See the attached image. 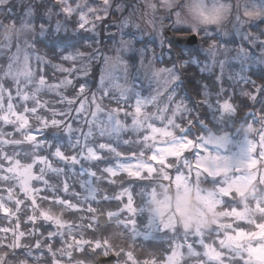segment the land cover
I'll return each instance as SVG.
<instances>
[{"label": "rangeland", "instance_id": "obj_1", "mask_svg": "<svg viewBox=\"0 0 264 264\" xmlns=\"http://www.w3.org/2000/svg\"><path fill=\"white\" fill-rule=\"evenodd\" d=\"M9 3L0 8V68L5 63V69H7L9 63L12 62L13 57H18L21 61L20 70L23 72L25 67L30 70L32 74L33 84L29 85L28 88H25L23 85V76L21 79V92H26L29 96V99L25 101L23 95H17L15 86L12 87V97L11 103L13 105V111L17 116L23 115L28 120V124L25 126L24 131L28 134L35 133L37 135V141L45 140L41 138V135L45 134L44 128L42 131L38 132L37 130L41 127V121L37 117H41L48 120V127L51 125V112L47 115L40 113L39 110H48V105L54 102L56 98V104H60L61 97L65 99L73 98L79 88H75L76 79L84 80L90 76L92 63L93 61H101V73L99 84L97 88L88 91L86 86L85 95L90 96L92 93H96L97 97L101 95L99 89L101 85V77L104 78V84H108L110 80H113L117 85L116 88L112 90L110 95L119 96L122 90H127V98L129 104H134L136 99H155L157 89L167 83V87L163 94L158 98L160 100H165L168 92L175 98L176 103H183L184 110L183 114L178 113L177 123H181L185 126V115L187 116L192 110L191 106L185 100V97L180 95L178 81L179 73L177 66L170 63V60L173 59L172 47L169 43L165 42L164 32L166 30L167 23L171 29L184 28L189 29L192 33L201 34L208 42V45L202 48H198V55L193 56L189 61H184L181 65H187L188 63H193L198 66L201 72L206 74H217L216 83L218 87L214 90H208L206 93L207 99L205 100V105L208 106L212 120L216 125L222 126L220 129H226L234 125L235 122V106L231 102L232 96L237 92L239 95L247 96L251 101H260L261 104L264 103V86L259 84L252 77L253 71H258L264 69V0H233L234 4H237V8L234 13L233 20L231 24L225 31H219L215 28L210 30L208 29H199L195 30L191 26L183 23L178 18V13L173 12L172 10H165L160 7L162 0H139L136 4L130 6L124 5L121 1L110 0L112 7L109 9L107 16L101 20H95L91 15H88V19L91 22L85 26V29L79 27V16L76 13L72 15L66 14L63 9V4L61 0H55L58 2L57 8L55 9L54 5H51L44 14V23L37 22L35 7L34 5L28 4L30 0H16L15 3L11 5ZM81 0H67V3L71 4L75 8L77 3H80ZM157 4L155 10L149 7V4ZM85 5L84 11L87 12V6L99 9L102 5V0H83ZM254 12L255 14L251 17H246L243 15L244 10ZM195 11V9H193ZM111 12L117 13L118 20L106 22L104 21L110 16ZM101 15H103L101 13ZM55 19L53 32L57 34L62 32L66 34L67 31H71L75 34L79 32L89 33L90 36L96 38L95 44H92L87 38L85 39V44L87 50L80 48L71 47L72 43L68 44L70 46V51L65 56H72L75 59L67 60L66 65H58L59 71L64 73L65 76L60 79H48L49 77L45 75V66L38 65V56L36 53L31 51V47H34L33 35L34 33L39 34L44 37L48 34L50 22ZM128 21L125 23V21ZM92 24H95V27H92ZM131 31V32H130ZM104 32L106 35L105 42L108 43V46L104 47L101 43V34ZM130 32V33H129ZM137 40L148 41L146 48H143L141 45H137ZM150 42V43H149ZM185 52V50H184ZM188 55V50L186 51ZM27 57L26 65L24 63V58ZM107 58V60H106ZM159 61V64L157 63ZM44 62H42L43 64ZM125 65L127 68L125 69ZM180 65V64H179ZM40 68V72L38 69ZM61 69H64L62 71ZM75 69V71H71ZM4 71L0 75V80H3L5 85V98L3 101V107L0 108V115L8 114V99L7 92L8 88L11 85V79L4 78ZM13 74H15V67L13 69ZM40 78L45 80L44 85H38ZM70 81L69 84H63L64 81ZM10 83V84H8ZM55 86V87H53ZM255 95V97H253ZM35 97V100L33 99ZM50 97H52L50 99ZM38 101V103H37ZM225 102L231 103L233 105V110L226 112L223 109V104ZM79 101H76L72 105L73 108L77 107ZM37 108L36 113H32L30 109L32 107ZM47 106V108H45ZM102 112L98 113L99 116L103 117V114L107 111L124 108L126 111H132L133 108L128 105H118L114 100L105 99L101 102ZM68 106L64 110L67 109ZM175 107V105H172ZM28 108V112H24L23 109ZM262 108V107H261ZM51 109V108H50ZM62 110V108H60ZM55 109V110H60ZM52 111V109H51ZM90 111H95V107H91ZM143 111V109H142ZM148 111H152L151 106L148 107ZM121 119L123 120V113L120 114ZM10 118H14L11 117ZM61 119V117H56ZM91 119V116H89ZM130 122V120H129ZM250 125L253 127H250ZM12 127V130L9 129ZM62 127V126H61ZM0 128L6 133H12V136H5L4 139H22L19 132H16L14 127L11 125L4 124L3 121H0ZM73 131L69 133L66 129L62 127L65 137L64 140H60L57 147L52 151L59 148L65 156L66 150L68 148L75 149L78 143V136L80 133L75 131V129H83L84 132H87L88 126L83 123L72 122ZM260 128V122L258 118L251 117L249 121L244 125L240 132L230 133L228 131H223L221 133L210 132L209 134L201 135V138L197 141L203 140L206 147L204 152H210L213 158L218 157L219 159L215 161L219 165L218 168L213 167L211 169L207 168V165H201L202 168H205V171L208 172L207 175H201V178L198 182L192 183L191 181L185 180L182 176L175 177L176 173H172V170L169 169L170 180L165 179L162 175H153L150 179H140L144 180L146 183L147 190H142V196L140 198L139 205L136 207L134 205L135 200L133 196L129 193L126 195V203L123 206V209L127 211L125 205H127L129 197H131V206L135 209L134 213L127 211V214H123L122 211L119 213H112L111 218L119 221H125L128 216L135 220V227L133 228L134 234L138 237L143 235L145 238L159 237L162 234V239L169 238L172 241V245L169 246V253L171 249L175 247L176 243L179 241L174 240V233L170 229H164L162 223L153 222L149 219L147 214L143 210V205L147 199L149 191L154 187V180L158 179L165 182L173 183L177 189L183 188L184 192L191 193L196 192V195L201 199V202L208 208L209 212L214 217H219V223H232V218H223L224 216H235L239 220H251L252 224H257L259 227L258 231H241L235 236L231 237L229 243H238L244 242L247 243L250 240H261L264 239V209L257 211L254 206V199L260 197L264 199V192H260L255 183V177L253 179L245 182H234L230 188L235 190L238 194V200L232 202L234 206L238 205L239 211H233L231 213L226 211H217L216 202L209 196L207 193L211 190L218 188L219 186L225 184L227 181L232 179L236 173L235 169H242L246 165L251 156V148L254 143H256L258 137L257 132ZM185 129V127H184ZM184 131L178 133V137L185 136ZM140 130L138 128L132 127L129 125L122 132H117L116 134H109L103 139L89 140V146L95 149V145L100 142L108 143L110 146L115 148L119 144H130L140 143L139 141ZM115 138V139H114ZM46 141V140H45ZM81 139V143H83ZM49 146L52 144L48 142ZM1 146V145H0ZM4 147H10L11 154L16 151L20 152L22 156L23 151L27 150L30 154H34L33 158L36 156H45L42 153L45 150H34L33 142L25 141L23 144L18 146L12 145H2ZM144 149H140L139 152H149L150 147L145 143L143 144ZM164 145H158V147H163ZM3 147V150L7 152ZM187 145H183L180 148L170 147L165 149V155H162L159 160L163 161L166 155H177L182 152ZM47 150V149H46ZM80 151V150H79ZM191 151H193L191 155ZM259 148H257V152ZM190 152V153H189ZM105 153L111 154L110 157H113V161L118 159L115 163L109 164L102 169L108 167L114 168L116 174H127L129 176H139L140 173L135 172V168L129 170L128 172L120 171L119 166H127L130 163V156H118L117 158L114 155V152L109 151H98V155H103ZM40 154V155H39ZM138 154V153H137ZM79 159L77 152L74 153ZM151 153H146L145 158L150 159ZM47 156V155H46ZM254 158H257V168L264 171V167L261 166V161L257 157V154L253 153ZM53 157V156H52ZM17 158V157H16ZM155 158V157H153ZM53 159L60 160L58 157H53ZM173 159V157H167L166 160ZM202 152L193 150L191 147L186 149L182 153V158H179L177 163L183 164L184 167H192L197 163H200L203 160H207ZM133 162H136V158L132 157ZM61 161V160H60ZM98 161V160H97ZM91 162L86 160H81L80 165L70 164L71 171H80L78 178L79 185L82 188H95L92 183V175L88 169H86L83 164ZM22 164L24 162H21ZM52 166L57 168L58 166L54 163V160H51ZM153 166H157V162H152ZM41 165H34V173ZM62 170L65 167H58ZM174 169V168H173ZM227 169L225 175L212 176V172L219 174L220 171ZM146 170L150 173H154L156 170L151 168V166H146ZM171 170V171H170ZM175 170V169H174ZM184 168H181L180 171L183 172ZM48 174H54L53 172H46L45 179H47ZM56 174V173H55ZM60 174V173H59ZM103 174H108V176L113 177L112 173L103 172ZM144 175V173H141ZM87 175L89 177H87ZM91 177V178H90ZM217 179L215 185L212 187L204 186V182L208 178ZM136 178V177H135ZM139 179V178H138ZM8 183H15L14 187V198H20L22 203L17 206L14 202L8 201V193L5 190ZM19 182H3L0 181V196H3V202L5 207H8L11 211L5 213L2 208H0L1 215L9 216L11 221V226H0V237L11 238L12 232H24V237H17V240L20 239L22 242L23 239L33 238L35 235L29 236L28 232L32 231L34 223L40 225L42 219V213L40 203L38 199L42 197V192L36 193L33 192V196L37 199V212L41 215L35 221L29 220V215L33 214L32 208L28 206V200L23 196V189L18 186ZM264 186V184H259ZM28 187L31 189L40 188L42 191L45 188L44 184L35 179H31L28 182ZM201 192H204L205 195L201 196ZM260 192V194H258ZM123 198V195L118 197L119 200ZM18 207V211H16ZM125 217H123V216ZM57 217V216H56ZM222 217V218H221ZM60 219V218H59ZM63 227L60 229L66 234V224L61 220ZM97 222V217L95 218ZM110 222V221H109ZM142 222H144L145 232L141 229ZM244 222L237 221L236 223ZM47 223V222H46ZM146 223V224H145ZM246 223V222H245ZM18 224V228H17ZM53 227H56L54 223H51ZM28 225L30 227H28ZM233 223V227H235ZM132 226L130 225V228ZM139 227V228H138ZM143 227V225H142ZM251 229V224L248 226ZM9 229L7 234L3 233V229ZM53 231V230H51ZM43 234V229L39 227L38 234ZM176 233L182 234L181 229L176 226ZM211 233V232H210ZM205 233V239L209 237ZM22 235V234H21ZM135 236V237H136ZM36 237V236H35ZM45 238V235H42V238L39 240L36 238V241L40 242V248H35L33 244L32 254L33 257L37 260L41 259L42 264H55L58 261V264H74L70 263V256L67 254L68 243L72 244L75 240L70 238L68 241L65 239L62 241L59 236L51 237L50 239H60L61 244L57 247L60 248L59 251L55 252L56 248H51L52 252L55 253V256L48 251V247H44L42 240ZM210 238V237H209ZM32 242V241H31ZM79 243V241H76ZM207 242V241H206ZM30 243V242H28ZM29 245V244H27ZM197 250H200L197 248ZM183 252L184 249H181ZM166 255V256H167ZM165 256V257H166ZM156 259V260H155ZM155 264H166L165 258L163 260H158V257L155 256L153 259ZM152 261V262H153ZM186 259H182L180 264H185ZM247 264H264V245H255L251 247L249 255L246 257ZM0 264H3V258L0 254ZM95 264V261L93 262Z\"/></svg>", "mask_w": 264, "mask_h": 264}, {"label": "snow or ice", "instance_id": "obj_2", "mask_svg": "<svg viewBox=\"0 0 264 264\" xmlns=\"http://www.w3.org/2000/svg\"><path fill=\"white\" fill-rule=\"evenodd\" d=\"M9 3V0H0V8L6 6ZM63 6V11L69 16L73 13H76L79 16V27L85 29V26L91 22L88 19V15H91L95 20H101L107 16L109 9L112 7L110 0H102V5L99 9L87 6V12L84 11L85 5L83 0L80 3H77L75 8L71 4L67 3V0H61ZM167 5V7H165ZM149 7L153 10L157 8V4H149ZM165 10H172L171 5L167 4V0H162L160 4ZM174 12V11H173ZM101 13L103 15H101ZM200 14L204 16L205 19H208V16L200 10ZM255 13L251 11L244 10L243 15L246 17H251ZM128 21L126 20L125 23ZM92 27H95V24H92ZM65 60H72L75 57L65 56ZM107 60V58H106ZM27 57L24 58V63L26 65ZM21 61L18 57H13L12 62L9 63L7 69L4 71V78L11 79L12 83L8 88L7 99L9 101L7 111L8 114L0 115V121H3L6 125H11L14 127L16 132H19L22 139H4L5 136H12V133H6L3 128H0V145H12L18 146L23 144L25 141L33 142L34 150H46L49 149V143L45 140L37 141V135L35 133L28 134L24 131L25 126L28 124V120L23 115L17 116L13 111V105L11 103L12 97V87L15 86L17 95H23V99L27 101L29 96L26 92H21V79L23 76V85L25 88H28L29 85L33 84L32 74L30 70L25 67L23 72L20 70ZM15 67V74H13V69ZM127 66L125 65V69ZM64 71V69H61ZM71 71H75L72 69ZM70 81H64L63 84H69ZM45 80L40 78L38 85H44ZM102 87L99 89L101 95L97 97L96 93H92L90 96L85 95L86 85L82 84L79 88L77 94L71 99H65L61 97L60 103L66 104L68 107L66 110H55L51 112V125L55 127H63L69 133L73 131L72 122L83 123L88 126L87 132H84L83 129H75V131L80 133L78 136L77 148L80 149L78 155L65 156V154L59 149L54 150V154H50L53 157L60 158L63 162H68L73 165H80L81 160L86 161H97L103 159V155H98V151H109L116 153L117 156H120V153L117 152L114 146H110L108 143L100 142L95 145V149L89 146V140H95L97 138L103 139L109 134H116L117 132H122L124 129L131 125L132 127L138 128L140 130L139 141L142 144H147L150 147L149 152H139L132 153L130 157V163L127 166H119L120 171L128 172L135 168V172L140 173L139 176H132L139 179H150L151 176L162 175L165 179L170 180L169 169H175V177L182 176L185 180L196 183L200 180L201 175H207L208 172L205 171V168H202L201 165H207V168L211 169L213 167L218 168L219 165L215 163L219 158H213L210 152H204L206 147L203 140L197 141L192 139H187L184 137H178V133L184 131V125L177 123L178 113L183 114L184 105L183 103H176L175 98H173L169 92L165 100L158 99L165 88L167 83L162 87L157 89L155 99L143 100L136 99L134 104H129L127 98V90H122L120 95H110L112 90L117 87L113 80H110L108 84H104V78L101 77ZM55 87V86H53ZM255 97V95H253ZM5 98V85L3 80H0V108L3 107V101ZM35 100V97H33ZM114 100L118 105H128L133 108L132 111H126L124 108H116L110 111H107L103 114V117L99 116L98 113H101L103 110L101 108V102L103 100ZM79 100L77 107L73 108L72 105ZM38 103V101H37ZM175 105V107H172ZM95 107V111H90L91 107ZM151 106L152 111H148V107ZM143 109V111H142ZM223 109L228 112L233 110V105L231 103L225 102L223 104ZM24 112H28V108L23 109ZM32 113L37 112V108L34 106L30 109ZM123 113V120L120 117V114ZM14 117V118H10ZM91 116V119H89ZM56 117H61L62 119H57ZM258 121L260 122V128L257 132V141L253 144L251 148L252 156L249 162L243 166L242 169H235L236 175L227 181L225 184L219 186L218 188L211 190L207 193L217 204L218 207H222L226 212L239 211V206L232 203L237 200L238 194L235 190H232L230 186L234 182H245L253 179L255 177V183L264 184V171L257 168V158H254L253 153L257 154V157L261 161V166L264 167V110L261 111L260 115L257 116ZM41 121V127L37 130L38 132L42 131L44 128L48 127V120L37 117ZM130 120V122H129ZM250 127H252L250 125ZM253 128V127H252ZM83 139V143H81ZM158 145H164L163 147H158ZM183 145H187L182 152L177 155H166L164 160L161 161L159 158L162 155H165V149L170 147L180 148ZM193 150L202 152L207 156V160H203L200 163L195 164L192 167H184L183 164H178L177 161L179 158H182V153L189 148ZM257 148L259 151L257 152ZM146 153H151L150 159H146ZM20 152L14 151L11 155L3 150V147H0V181L3 182H16L18 181V186L23 189V196L28 200V206L32 208L33 214L29 215L30 221H35L40 213L37 212V199L33 196V192L39 193L42 190L40 188L31 189L28 187V182L31 179H35L44 184L45 188L51 193L49 195L46 193L40 197L43 201L51 200L54 204H59L60 206H66L67 209L71 210L76 207L70 200L61 198L58 194V190L54 188L47 179H45L46 172L50 171L56 174H59L62 169L54 168L48 156H36L31 159V162L21 163V159L16 157L20 156ZM23 157H28V151H23ZM132 157L136 158L134 163ZM155 157V158H153ZM167 157H173V159L166 160ZM152 162H157V166L154 167ZM41 165L36 172L34 173V165ZM151 166L155 169L154 173H150L146 170V166ZM181 168H184L183 172L180 171ZM103 172L112 173L115 175L114 168L108 167L103 170ZM144 173L142 175L141 173ZM227 172V169H224L215 174L212 172V176H223ZM93 177L96 176V172L91 173ZM15 183H8L6 185V191L8 193V201L14 202L15 205L19 206L22 203L20 198H14V187ZM62 191L68 194V184L64 183ZM70 195L78 196V193L75 191L71 192ZM3 196H0V201H3ZM254 206L257 211L264 209V199L256 197L254 199ZM127 211L134 213L135 209L131 206V197H129L127 205H125ZM0 208L3 209L5 213L10 212L11 210L8 207H5L3 202H0ZM18 207L16 211H18ZM123 210V209H122ZM90 213H95L96 209L89 207L87 209ZM109 216H112V213H108ZM42 218L45 222H51L56 225V231H49L46 239L51 237L59 236L63 241L65 233L60 229L63 227L60 219L51 213V211H44L42 213ZM222 218V217H221ZM223 218H232V223H219V220L214 228V230L208 234L211 238V242H206L205 233H185L182 234L176 233V225L171 223H162L164 229H170L174 233V240L179 241L175 244V247L171 249L169 255L165 257L166 264H180L182 259H186L187 264H247L246 257L249 255L251 247L255 245H264V239L261 240H250L247 243L238 242V243H229L231 237L235 236L241 231H258L259 227L257 224H252L251 220H239L235 216H224ZM237 221H244L246 224L236 223ZM119 223L124 227L128 228L131 225V229L135 227V220L130 219L127 221H119ZM235 223V227H233ZM251 224V229L249 225ZM90 226V225H89ZM39 227L43 225H34L32 231L28 232L29 236L37 235ZM18 228V224H17ZM3 233L7 234L9 229L5 228L2 230ZM22 234V235H21ZM71 234V226L69 227V233ZM24 232L13 231L11 238L0 237V249L4 250V258L9 261V264H27V258L32 254L33 246L24 244L22 245L20 239L17 240V237H24ZM39 235H43L39 233ZM88 244L89 247H93L92 255H103L108 257L110 254H113L115 257L119 258L115 261H112L111 264H149V261H141L134 256V249L132 247L124 248L121 247L118 250L114 249L113 246L109 245L107 240L103 242L97 240L94 246L87 240H82L77 247L83 248V245ZM40 242L37 241L34 245L35 248H40ZM68 248H72V244H68ZM199 248L200 250H197ZM95 249H100V252H96ZM181 249H184L182 252ZM48 251L55 256V253L52 252L50 244L48 245ZM68 255H71L69 252ZM23 256L24 259L20 257ZM58 264V261L55 262ZM77 264L81 262L77 261ZM155 264V261L152 262Z\"/></svg>", "mask_w": 264, "mask_h": 264}, {"label": "trees", "instance_id": "obj_3", "mask_svg": "<svg viewBox=\"0 0 264 264\" xmlns=\"http://www.w3.org/2000/svg\"><path fill=\"white\" fill-rule=\"evenodd\" d=\"M16 0L11 1V5L15 3ZM55 0H30L28 4H32L35 7V14L38 24L46 23L44 21L45 11L51 6L54 5L55 9L57 8ZM75 2L76 0H72ZM120 1V0H117ZM128 7V6H127ZM117 21V13L111 12L110 16L104 21L106 22ZM53 19L49 25V33L44 37L40 36L37 33L33 37L34 47H31V51L37 54L38 56V65L45 66V75L48 76L50 80L60 79L65 76L64 73L59 71L60 64H67V60L63 59L66 54L70 51V46L68 44L72 43L71 47L80 48L83 50H87V46L85 44V39L87 38L91 41L92 44H95L96 38L94 36H90L89 33L79 32L75 34L71 31H67L66 34L62 32H58L55 34L53 32L54 22ZM178 33H189L191 30L189 29H180L177 30ZM106 35L104 32L101 34V43L104 47L108 46V43L105 42ZM166 42V41H165ZM150 43V42H149ZM148 41H138L137 45H141L143 48H146ZM207 40L205 38L202 39V43L200 47H179L176 45L172 46L173 59L170 60V63L177 66V70L179 73V81L178 86L180 95L185 97V100L191 106L192 110L186 116L185 115V129L184 135L189 139L198 140L201 138V135L209 134L210 132L221 133L223 131H228L230 133L240 132L244 125L249 121L251 116L254 114L255 116H259L261 111L264 110V103L261 104L260 101H251L245 95H239L237 92L231 98V102L235 106V122L234 125L228 127L226 129H220L222 126L216 125L212 120L210 111L207 105H205V100L207 99L206 93L208 90H214L218 87V83H216V75L217 74H206L201 72L198 66L193 63H188L187 65H181L184 61H189V59L193 56L198 55L197 49L201 47L207 46ZM185 50V52H184ZM188 50V55H186V51ZM196 54V55H195ZM42 62H44L42 64ZM6 64V63H5ZM5 64L0 68V75L5 69ZM159 64V63H158ZM180 64V65H179ZM40 72V68L38 69ZM101 73V61H93L90 76L84 80L76 79L75 88H79L82 84L86 85L88 91L97 88L99 84ZM253 79H255L259 84L264 86V69L253 71L251 74ZM10 84V83H8ZM52 97H50L51 99ZM79 101V100H77ZM66 104L60 103L56 104V98H54V102L48 105V110H39L40 113L44 115L49 114L51 109H60L64 110L66 108ZM262 107V108H261ZM47 108V106L45 107ZM51 108V109H50ZM61 110V109H60ZM252 113V115H251ZM62 119V118H61ZM12 130V127H9ZM41 138L45 139L47 142H51L52 144L49 146V149L45 150L42 155L46 154L49 157V160H54V163L58 167H65L64 170L60 172V174H48L47 180L49 183L58 190V194L61 198L70 200L73 204L76 205L75 208L69 210L66 206H60L59 204H54L49 201H43L40 198L38 199L41 210L51 211V213L55 214L57 218H60L65 222L66 226V234L65 239L68 241L70 238L75 240L72 242V248L67 249V254L70 252V263L77 264V261L81 262V264H93L94 261L97 260L98 257L102 255H92L93 247H89L88 244L83 245V248L77 247V245L82 240L89 241L93 246L97 240L103 242L107 240L108 244L113 246L114 249H119L121 247L128 248L132 247L134 249V256L141 261H149V264H152L153 259L158 257V260H163L165 256L169 253V246L172 245V241L170 237L167 239L164 237L162 239V234L158 235L159 237L145 238L143 235L136 236L133 232V228H124L115 217L111 218L109 224L105 227L100 226L95 218L100 214H108V213H119L122 211L123 214H127V211L123 209L124 204L126 203V195L131 194L133 196V200H135L134 205L137 207L140 202V198L142 196V190H147L146 183L144 180H140L138 178L129 176L127 174H116L113 177L108 176V174H103V167L108 166L109 164L115 163L118 159L113 161V157H110L111 154L105 153L103 159L98 161H91L84 163L83 166L88 169V171L96 172V176L92 177V183L95 188L90 187L82 188L79 185V176L80 172L71 171L70 164L68 162L59 161L53 159L50 155L55 147L58 146L60 140H64L65 137L62 127H55L50 125L49 129H45V134L41 135ZM115 139V138H114ZM4 147V146H0ZM8 154L11 155L10 147H4ZM140 149H144L143 144L139 143H130V144H119L116 147L117 152L120 153L121 156H130L132 153H139ZM79 148L66 150L67 156L74 155L75 152L79 153ZM190 153V152H189ZM193 151H191L192 155ZM34 154H30L28 152V157L18 156V159H21V162H31ZM40 155V154H39ZM45 155V156H46ZM115 157L118 156L114 153ZM172 173H175L174 169H171ZM170 170V171H171ZM87 177H89L87 175ZM91 178V177H90ZM64 183L68 184V194L62 191ZM206 187H212L215 185V182L208 178L204 184ZM75 191L78 193V196L70 195L71 192ZM42 195L51 193L47 188H44ZM120 195H123L121 200L118 199ZM89 207L95 208V213H90L87 211ZM123 209V210H122ZM123 216V215H122ZM124 217V216H123ZM8 216H2L0 211V226H11V222L8 219ZM125 218V217H124ZM132 219L130 215L128 218H125V221ZM241 224H246L245 222H239ZM146 224V223H145ZM40 225H43V235L45 237L48 236V232L53 230L56 231V227H53L51 222H45L43 218L40 221ZM90 225V226H89ZM143 225V227H142ZM141 229L144 228V222H142ZM71 226V234L69 233V227ZM139 228V227H138ZM145 232V229H143ZM136 236V237H135ZM210 237V236H209ZM206 238L207 242H211L213 238ZM37 238V237H36ZM36 238H29L30 240L23 239L21 243L29 244L33 246L35 244ZM42 235L38 236L40 240ZM60 239H46L42 240L44 247H48L50 244L51 248H56L54 251L57 252L60 248H57L61 242ZM32 241V242H31ZM76 241H79L77 243ZM30 242V243H28ZM69 244V243H68ZM96 252H100V249H95ZM1 257L3 258V264H9V261L4 258L5 252L0 249ZM24 259L23 256L20 257ZM156 260V259H155ZM42 260L35 259L33 255L27 258V264H42ZM187 264V261H185Z\"/></svg>", "mask_w": 264, "mask_h": 264}, {"label": "clouds", "instance_id": "obj_4", "mask_svg": "<svg viewBox=\"0 0 264 264\" xmlns=\"http://www.w3.org/2000/svg\"><path fill=\"white\" fill-rule=\"evenodd\" d=\"M167 4L179 14L178 18L183 23L193 29L215 28L219 31L228 28L238 6L233 0H167ZM201 9L208 19L200 14ZM154 182L143 205L151 221L175 224L185 233H210L214 230L219 217L209 212L195 191L189 194L183 188L177 189L171 182L158 179ZM257 187L264 192V186L258 184ZM200 195L204 196L205 193L201 192ZM217 211H223V208L218 207Z\"/></svg>", "mask_w": 264, "mask_h": 264}, {"label": "water", "instance_id": "obj_5", "mask_svg": "<svg viewBox=\"0 0 264 264\" xmlns=\"http://www.w3.org/2000/svg\"><path fill=\"white\" fill-rule=\"evenodd\" d=\"M126 5H133L137 2V0H121ZM167 39L173 38V33L171 31H167L165 33ZM176 44L178 45H186V46H195L199 44V37L196 34H178L175 36ZM109 222V217L105 214H101L98 217V223L101 226L107 225ZM117 257L113 254L108 257H100L95 264H111L112 261H115Z\"/></svg>", "mask_w": 264, "mask_h": 264}, {"label": "flooded vegetation", "instance_id": "obj_6", "mask_svg": "<svg viewBox=\"0 0 264 264\" xmlns=\"http://www.w3.org/2000/svg\"><path fill=\"white\" fill-rule=\"evenodd\" d=\"M168 29V28H167ZM173 40V39H172Z\"/></svg>", "mask_w": 264, "mask_h": 264}]
</instances>
